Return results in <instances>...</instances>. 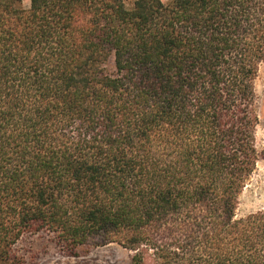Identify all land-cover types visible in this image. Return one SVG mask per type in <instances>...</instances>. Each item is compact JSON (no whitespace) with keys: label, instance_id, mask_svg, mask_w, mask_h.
<instances>
[{"label":"trees","instance_id":"1","mask_svg":"<svg viewBox=\"0 0 264 264\" xmlns=\"http://www.w3.org/2000/svg\"><path fill=\"white\" fill-rule=\"evenodd\" d=\"M263 65L264 0H0V264L42 231L264 264V209L237 214Z\"/></svg>","mask_w":264,"mask_h":264},{"label":"rangeland","instance_id":"2","mask_svg":"<svg viewBox=\"0 0 264 264\" xmlns=\"http://www.w3.org/2000/svg\"><path fill=\"white\" fill-rule=\"evenodd\" d=\"M134 2L126 0L127 7L132 8ZM24 6L29 7V3L24 2ZM256 95L257 146L262 158L240 196L238 217L264 209V65L256 82ZM13 257L16 264H131L132 253L116 243L103 245L98 238L71 252L54 233L42 231L25 234L15 245Z\"/></svg>","mask_w":264,"mask_h":264}]
</instances>
